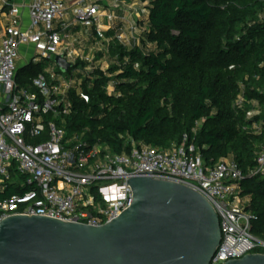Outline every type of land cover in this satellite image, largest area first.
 Returning a JSON list of instances; mask_svg holds the SVG:
<instances>
[{"label":"trees","instance_id":"1","mask_svg":"<svg viewBox=\"0 0 264 264\" xmlns=\"http://www.w3.org/2000/svg\"><path fill=\"white\" fill-rule=\"evenodd\" d=\"M119 1L146 4L139 43L129 48L113 40L116 59L107 71L87 74L66 95L71 112L61 105V114L46 121L65 130L69 146L80 138L89 149L124 154L133 142L168 150L187 136L206 168L234 160L246 175L240 195L248 201L251 233L264 241V177L255 174L264 148V0ZM122 30L117 22L106 36ZM96 34L101 40L94 27ZM41 71L40 64L22 67L17 83ZM29 190L10 183L0 199ZM93 194L103 200L98 188Z\"/></svg>","mask_w":264,"mask_h":264},{"label":"built area","instance_id":"2","mask_svg":"<svg viewBox=\"0 0 264 264\" xmlns=\"http://www.w3.org/2000/svg\"><path fill=\"white\" fill-rule=\"evenodd\" d=\"M127 4L119 0H29L28 26L13 22L0 34V194L10 183L30 189L25 195L0 199V223L12 216H38L101 227L131 206L133 192L128 180L150 175L197 192L215 209L223 239L211 264L264 255V241L251 233L248 201L240 195L246 175L234 160L224 159L214 168H206L187 136L180 146L168 150L133 142L131 152L124 154L102 146L89 149L80 138L69 146L65 130L46 121L49 114H61V105H65L62 113L71 112L67 93L98 67L97 59L83 56L76 47L71 24L66 21L68 6L75 7V26H97L103 39L101 17L112 7ZM0 7L8 8L7 18L16 20L23 6L0 0ZM124 36L119 34L115 40L132 47L123 43ZM23 49L32 51L27 65L47 62V68L33 79V92H21L16 80ZM57 56L74 66L82 62L86 68L63 73L55 64ZM255 174L264 177V148L257 155ZM94 188L100 190L102 201L95 199Z\"/></svg>","mask_w":264,"mask_h":264},{"label":"water","instance_id":"3","mask_svg":"<svg viewBox=\"0 0 264 264\" xmlns=\"http://www.w3.org/2000/svg\"><path fill=\"white\" fill-rule=\"evenodd\" d=\"M55 64L75 66L63 56ZM133 202L101 227L38 216H12L0 223V264H211L223 235L212 205L175 183L132 176ZM226 264H264L248 255Z\"/></svg>","mask_w":264,"mask_h":264},{"label":"rangeland","instance_id":"4","mask_svg":"<svg viewBox=\"0 0 264 264\" xmlns=\"http://www.w3.org/2000/svg\"><path fill=\"white\" fill-rule=\"evenodd\" d=\"M138 5H134L136 3L131 2L128 3L125 6H121L120 8H113L110 12L107 13V16H102L101 19V28L100 31L102 32L103 39L99 40V35H95V40L93 39L91 35L92 26H88L89 30L88 32L83 27L79 28L80 38L75 40L76 44H78L76 47L77 49L83 54L85 57L95 58L96 65L98 67H102L105 71H107L110 63L112 62L113 58L111 55V52L109 51V45L113 44L112 37H107L106 33L113 29V27L117 24V22H121L123 24V30L119 34H125L123 43L125 45H132L134 46V41L136 40L137 43H139V36L141 34V17L139 18V15H137V12L135 10H140L141 12H144L145 7L142 6L139 2H137ZM110 8V5H106V8ZM111 15H114L119 20H111ZM140 24V25H139ZM137 27V30L135 32L132 31L131 27ZM97 29V26L95 27ZM87 33H90L89 35H86ZM118 34V35H119ZM115 40V39H114ZM110 43V44H108ZM102 53L103 57H99L98 54ZM32 55L26 54L25 52L22 53L21 59L18 61V66L25 65L27 63V60L30 59ZM47 62L45 64L41 65L42 70L47 68ZM22 68V67H21ZM34 73H24L22 80L19 82V90L22 91H29L33 92V79L35 78ZM109 91H112V88L109 89ZM245 201V200H244ZM246 203V201L244 202Z\"/></svg>","mask_w":264,"mask_h":264},{"label":"crops","instance_id":"5","mask_svg":"<svg viewBox=\"0 0 264 264\" xmlns=\"http://www.w3.org/2000/svg\"><path fill=\"white\" fill-rule=\"evenodd\" d=\"M28 1L29 0H9V2L11 4H16V5H21L23 6L22 9L19 10V18L16 19V20H10L7 18V13L9 12V9L8 8H5V9H1L0 7V34L4 31V29L10 25L11 23L13 22H16L19 26L25 28L28 26L29 24V10H28ZM134 5H138V3L136 2V4ZM75 7L74 6H68V14H67V17H66V21L71 24V33L74 35V38L75 40L77 41V39H81L79 36H80V32H79V28H81L80 26H75L76 24H74V19H75ZM137 15H139V18L142 17L145 13V10L144 12H141L140 10H137ZM116 17L114 15H111V20H115ZM120 19V16L119 18H117L116 20H119ZM73 24V26H72ZM94 28V27H93ZM86 29V31L88 32L89 28H84ZM90 33H87L86 35H89ZM93 39L95 40L94 36H92ZM78 45V44H76ZM25 52L26 54H30L32 55V51H30L29 49H23L22 50V53ZM21 53V54H22ZM30 59L27 60V63ZM27 63L25 65H20L19 68L21 67H25L27 65ZM114 91V89L112 88V91H110V93H112Z\"/></svg>","mask_w":264,"mask_h":264}]
</instances>
